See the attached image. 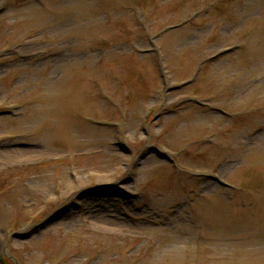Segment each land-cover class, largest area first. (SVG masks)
<instances>
[{
	"label": "rangeland",
	"instance_id": "obj_1",
	"mask_svg": "<svg viewBox=\"0 0 264 264\" xmlns=\"http://www.w3.org/2000/svg\"><path fill=\"white\" fill-rule=\"evenodd\" d=\"M4 262L264 264V0H0Z\"/></svg>",
	"mask_w": 264,
	"mask_h": 264
},
{
	"label": "bare ground",
	"instance_id": "obj_2",
	"mask_svg": "<svg viewBox=\"0 0 264 264\" xmlns=\"http://www.w3.org/2000/svg\"><path fill=\"white\" fill-rule=\"evenodd\" d=\"M248 224H249V227H250L251 223H248V221H245V222H244V226H245V227H247Z\"/></svg>",
	"mask_w": 264,
	"mask_h": 264
}]
</instances>
